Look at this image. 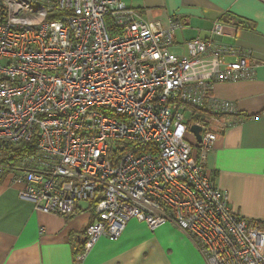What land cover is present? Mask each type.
<instances>
[{
    "label": "built area",
    "instance_id": "obj_1",
    "mask_svg": "<svg viewBox=\"0 0 264 264\" xmlns=\"http://www.w3.org/2000/svg\"><path fill=\"white\" fill-rule=\"evenodd\" d=\"M182 27L123 0H0V149L31 145L0 159V180L43 214L91 205L77 261L134 219L150 231L175 225L204 264H264V225L234 213L206 170L237 115L213 85L253 80L256 64L216 42L220 21L173 54Z\"/></svg>",
    "mask_w": 264,
    "mask_h": 264
},
{
    "label": "crops",
    "instance_id": "obj_2",
    "mask_svg": "<svg viewBox=\"0 0 264 264\" xmlns=\"http://www.w3.org/2000/svg\"><path fill=\"white\" fill-rule=\"evenodd\" d=\"M123 2L144 20L166 27L175 18L183 24L173 35V54L185 53V44L195 38L209 40L213 24L220 21L222 37L216 42L235 46L256 64L253 80L213 85L212 96L234 103L237 115L214 143L206 170L227 194L234 213L263 226L264 0ZM19 189L8 178L0 181V264H204L191 239L175 225L150 231L134 219L117 240L100 238L77 261L84 230L93 220L91 205L80 204L69 218L47 215L20 198Z\"/></svg>",
    "mask_w": 264,
    "mask_h": 264
},
{
    "label": "trees",
    "instance_id": "obj_3",
    "mask_svg": "<svg viewBox=\"0 0 264 264\" xmlns=\"http://www.w3.org/2000/svg\"><path fill=\"white\" fill-rule=\"evenodd\" d=\"M30 150H31L30 144H22L18 146L8 145L0 149V159L3 162L12 163V162H15V159L17 157H20L23 154L30 152Z\"/></svg>",
    "mask_w": 264,
    "mask_h": 264
},
{
    "label": "water",
    "instance_id": "obj_4",
    "mask_svg": "<svg viewBox=\"0 0 264 264\" xmlns=\"http://www.w3.org/2000/svg\"><path fill=\"white\" fill-rule=\"evenodd\" d=\"M200 131L201 128L195 125L189 128V132L194 136L196 143H199L201 140Z\"/></svg>",
    "mask_w": 264,
    "mask_h": 264
},
{
    "label": "rangeland",
    "instance_id": "obj_5",
    "mask_svg": "<svg viewBox=\"0 0 264 264\" xmlns=\"http://www.w3.org/2000/svg\"><path fill=\"white\" fill-rule=\"evenodd\" d=\"M191 119H188L187 121H190ZM214 179V178H213Z\"/></svg>",
    "mask_w": 264,
    "mask_h": 264
}]
</instances>
